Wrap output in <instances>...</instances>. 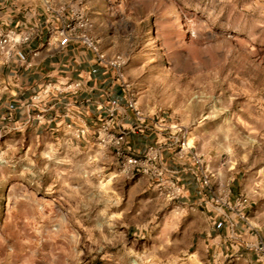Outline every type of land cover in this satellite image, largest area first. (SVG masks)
Masks as SVG:
<instances>
[{
  "label": "rangeland",
  "instance_id": "rangeland-1",
  "mask_svg": "<svg viewBox=\"0 0 264 264\" xmlns=\"http://www.w3.org/2000/svg\"><path fill=\"white\" fill-rule=\"evenodd\" d=\"M66 2L125 57L141 112L164 119L155 130L202 156L208 201L229 202L228 221L264 242V0ZM95 128L83 138L0 124V264H246L231 247L215 257L204 204L124 174Z\"/></svg>",
  "mask_w": 264,
  "mask_h": 264
},
{
  "label": "crops",
  "instance_id": "crops-1",
  "mask_svg": "<svg viewBox=\"0 0 264 264\" xmlns=\"http://www.w3.org/2000/svg\"><path fill=\"white\" fill-rule=\"evenodd\" d=\"M92 23L91 33L97 38L96 30H101L102 25L94 24L93 20ZM23 24H36L39 32L29 44L22 46L29 66L21 65L16 59L0 66V124L13 120L35 131L43 128L51 136L59 130L86 128V136H89L90 129L106 118L109 108L117 106V123L127 132L125 146L136 154H143L151 145L162 147L164 166L173 171L179 180L183 199L181 204L205 205L208 245L215 257L223 255L231 247L243 263L264 264L254 251L245 247V242L254 241V237L248 235V230L236 223L231 232L227 227L230 213L223 210L222 205L215 207L208 201L210 194L202 185L200 171L192 166L189 156L183 160L174 158V151L177 150L174 138L168 136L167 132L155 130L149 121L143 125L136 122L126 108L123 89L115 81L114 72L98 64L93 54L80 44L70 43L63 50L55 49L52 41L48 45L50 28L59 27V24L48 21L40 0H0V30L4 33L9 30L21 31ZM99 36L102 38L103 33ZM100 38V49L111 58L112 53L106 50ZM33 53H37V56L34 57ZM77 83L80 87L76 91L67 89L68 85ZM45 87L51 88V91L41 98L42 102L34 107H26L31 97L36 93L41 94ZM52 87L61 91H54ZM34 137L37 140L39 136Z\"/></svg>",
  "mask_w": 264,
  "mask_h": 264
},
{
  "label": "built area",
  "instance_id": "built-area-1",
  "mask_svg": "<svg viewBox=\"0 0 264 264\" xmlns=\"http://www.w3.org/2000/svg\"><path fill=\"white\" fill-rule=\"evenodd\" d=\"M44 14L47 16L48 21H54L59 24V27H51L49 30V39L52 45H56L57 50L65 49L70 43L80 44L88 49L94 57V60L103 66L110 68L115 74V81L118 82L124 89L123 94L126 100V108L132 114L134 119L139 125L145 124L151 120L152 127L157 130H162L165 127L164 119L157 118L155 120L145 116L135 101L133 94H131L127 85L124 82L122 68L126 64V59L122 55H117L108 58L100 49V44L97 38L92 33V21L83 8L79 7L78 3H68L66 0H40ZM23 30H9L2 32L0 30V66L9 63L11 60L16 59L21 65L29 66L30 62L26 54L22 51V46L27 45L38 34L39 27L36 24L21 25ZM34 57L37 53L32 54ZM80 87L77 83L74 86L68 85L69 91H76ZM54 91H61L59 88L52 87ZM45 87L41 94H34L26 107H34L42 102V97L48 92ZM2 90L0 89V95ZM118 107L113 106L107 111L105 119L98 122L95 128L97 134V141L103 149H114L115 156L121 162V170L126 175L131 176H145L152 180L157 187H161L167 192L170 200L179 199L182 190L179 185V180L175 173L168 170L163 163V148L157 145L147 147L143 154H136L130 147L125 146L127 132L117 123ZM39 117V115H37ZM141 128V127H140ZM77 137H84L88 133V129L81 128L76 131ZM177 145V150L174 151V158L183 160L189 156L191 164L196 167L200 172V178L204 187H210V180L212 174L207 170L202 156L194 152L188 145L186 138L172 137ZM247 199H238L233 204L234 207H246ZM223 207L230 208V203L226 200H220ZM238 218L246 221L243 214H237ZM236 223L228 222V229L232 232ZM248 230V229H247ZM245 247L254 251L259 259L264 258V242L258 237L254 236V241L245 242Z\"/></svg>",
  "mask_w": 264,
  "mask_h": 264
}]
</instances>
